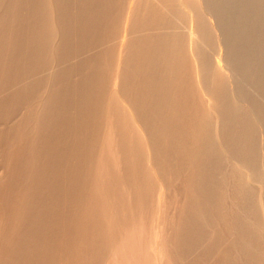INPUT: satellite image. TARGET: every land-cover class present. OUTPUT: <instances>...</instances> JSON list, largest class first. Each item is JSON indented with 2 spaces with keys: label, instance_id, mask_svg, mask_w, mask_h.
Returning a JSON list of instances; mask_svg holds the SVG:
<instances>
[{
  "label": "bare ground",
  "instance_id": "6f19581e",
  "mask_svg": "<svg viewBox=\"0 0 264 264\" xmlns=\"http://www.w3.org/2000/svg\"><path fill=\"white\" fill-rule=\"evenodd\" d=\"M203 2L224 53L200 0H0V264H264V0Z\"/></svg>",
  "mask_w": 264,
  "mask_h": 264
},
{
  "label": "rangeland",
  "instance_id": "374dc122",
  "mask_svg": "<svg viewBox=\"0 0 264 264\" xmlns=\"http://www.w3.org/2000/svg\"><path fill=\"white\" fill-rule=\"evenodd\" d=\"M204 0H200V2H201V5L203 6V10H205L206 12V14H209V15H207V16H210V19H211V21H212V23H213V27H215V34H217L216 35V37L218 36V42L220 43L219 44V47L220 48H222V53H224V45L222 44V42H223V35L221 34L222 32H221V30H220V28H219V26H216L215 24H217L216 23V21H215V19L213 18L214 16L209 12V10H208V8L206 7V4H205V2H203ZM212 15V16H211ZM213 19V20H212ZM220 30V31H219ZM222 38V39H221ZM221 45V46H220ZM218 56H219V54H218ZM229 68V69H228ZM224 70L226 71V73H227V77H228V82H229V87H231V90L233 89V91H234V89H235V81H236V76L237 77H239L240 79H241V77H240V75L237 73V71L236 70H233V67H231L230 65H226L225 66V68H224ZM239 75V76H238ZM235 77V78H234ZM230 78V79H229ZM241 80H243L242 82L245 84V86L247 87V89L248 90H252L253 92L255 91V89L253 88V87H251L249 84H247V82L244 80V79H241ZM249 86L251 87V89L249 88ZM251 91V92H252ZM255 95H257V92L255 91V93H254ZM259 96V97H258ZM257 97L261 100V101H263L264 100V98L260 95V94H258L257 95ZM262 99H261V98ZM264 102V101H263ZM248 104H245V107H246V109H247V111H249V115L251 116V118H253L252 120L254 121V123H255V125H256V127L258 128L257 129V131L259 132V143H260V152H261V157H262V163H264V127H263V123L262 122H260V119H259V117L258 116H256V114H255V112H254V110L250 107V105H248ZM253 112V113H252ZM257 121V122H256ZM262 149V150H261ZM1 165H0V170H3L4 172L6 171L5 170V168H3L2 167V169H1ZM5 174V173H4ZM0 175H3L2 174V172L0 171Z\"/></svg>",
  "mask_w": 264,
  "mask_h": 264
}]
</instances>
